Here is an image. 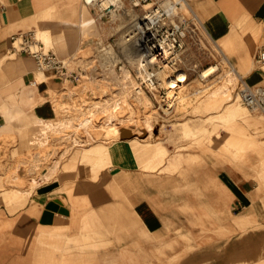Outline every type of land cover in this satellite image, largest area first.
I'll return each instance as SVG.
<instances>
[{
	"label": "crops",
	"instance_id": "1",
	"mask_svg": "<svg viewBox=\"0 0 264 264\" xmlns=\"http://www.w3.org/2000/svg\"><path fill=\"white\" fill-rule=\"evenodd\" d=\"M200 5L212 37L248 67L264 44V0ZM84 17L83 0H0V143L16 151L0 150V264H264V160L250 167L211 145L147 159L118 147L30 168L32 121L54 115L60 80L14 52L13 35L49 31L67 53ZM255 65L244 78L264 86Z\"/></svg>",
	"mask_w": 264,
	"mask_h": 264
},
{
	"label": "rangeland",
	"instance_id": "2",
	"mask_svg": "<svg viewBox=\"0 0 264 264\" xmlns=\"http://www.w3.org/2000/svg\"><path fill=\"white\" fill-rule=\"evenodd\" d=\"M136 1L138 0H124L125 7L118 9V15L108 18L98 5L83 0V21H93L77 28L76 42H62L63 47L68 49L67 53L53 40L51 32L38 30V36L47 43L48 48H53L67 59L70 71L77 77L58 78L60 83L52 95L54 115L45 121L38 118L32 121V134L35 133L36 136L33 137V144L27 143L24 150V157L34 159L30 168L38 171L58 169L64 156L74 149L93 155L98 150L109 154L118 147L126 149V152L131 148L138 159H147L152 154L169 158L182 156L196 148L205 146L208 149L211 145L213 149L230 157L248 159L250 167L256 166L257 160H264V111L249 109L239 94L244 75L256 66L257 44L252 48L248 67L241 64L244 57L240 50L233 52L228 49L225 40H218L225 54L221 52L206 27L209 22L201 9L200 0H189L198 16L178 3L179 12H186L185 17L182 19L176 15L173 19L167 14L165 17H168V23L161 27L162 34L168 39L174 37L175 24H181L187 30V34L182 37V45L176 46L175 53L169 60L174 65L172 73L176 74L175 66L182 64L180 60L184 59L182 65L190 73V79L177 88L181 97L173 100L170 112L161 106L164 102L167 107V102L162 98L158 99L154 90L146 83L143 85L150 99L152 98L150 105L142 96H135L132 92L128 96H122L124 83L120 80V74L124 72L123 69L131 70L137 80H142L136 65L130 61L135 38L131 39L127 33L136 17L150 8L163 7L161 4L165 2L139 0L140 3L136 5ZM211 65H216L217 70L210 79L204 80L201 71ZM40 71L53 73L51 70ZM207 84H211L212 95L208 91L195 93ZM167 91V87L162 85L161 93L164 98ZM184 96L188 100L186 105L181 103ZM118 98H121V106L117 113L124 118L132 116L137 123L132 124L127 120L112 130H107V127L99 128L95 124L80 125L81 119L90 110L97 111V120L105 119L107 114H104L103 108L107 104L104 102H112ZM146 117L153 120L151 126L143 121ZM38 121L42 124L41 129L36 132L35 124ZM125 129L130 130L131 135H124ZM115 130L116 133L110 134V131ZM14 144L6 139L0 143V150L4 149L6 154L13 152Z\"/></svg>",
	"mask_w": 264,
	"mask_h": 264
},
{
	"label": "bare ground",
	"instance_id": "3",
	"mask_svg": "<svg viewBox=\"0 0 264 264\" xmlns=\"http://www.w3.org/2000/svg\"><path fill=\"white\" fill-rule=\"evenodd\" d=\"M87 2L92 3L95 6L98 5L104 11L103 15L108 17V18L118 15V9L121 7L122 8L125 7V4H126V3H124V0H87ZM136 2L138 4L140 3L139 0ZM178 3H180L182 5V7L187 8L189 11L196 13V15L198 16V13L192 7L189 0H165V2H163V4H161V6H163V9H165V11H166L165 13H167L171 18L174 19L176 15H179L183 19L185 17L186 12L185 11H184L185 13L179 12V6L177 5ZM134 14H136V13H134ZM163 15L164 14L162 12L161 7L150 8L143 15H139L138 17H136V19L134 20V23L131 25L129 32L128 33L126 32L127 36L130 35V38L131 37L135 38V40H134L135 43H134V47H133L134 52H132V56L130 57V61H132V63L136 65L142 80L141 81L137 80L136 77L133 75L132 71L129 69H123L124 72L122 74H120V80L124 83V88L121 89V91H122L121 93H123V95H122L123 97L128 96V94H130L132 92L135 94V96H142L144 101L150 105L152 103V100H151L152 98L150 99L149 94L147 93V91L145 90L144 85H143V83H148V85L154 90V93L156 94L157 98L158 99L162 98V99H164L165 102H167L168 107H165L163 104L164 102L161 103L162 100L159 101L161 103V106L167 112H170V108L174 105L173 100L181 97L178 95L180 91L177 88H179L183 84H185L183 82H186L188 79H190L189 78L190 73L184 67V65H182L184 59H182L180 57V55L178 57L181 58L180 61H182V64L175 66L176 71H177L176 74H173L174 72L172 73V68L174 67V65H172L170 63L169 59L175 53V50H174L175 48H174L173 43H171L169 41L170 38L168 39L167 37H164V35L161 32V27L164 24L168 23L166 21V19L168 17L166 18ZM91 21H93V20H89L86 23H90ZM195 32H196V30H195ZM124 34H125V31H124ZM122 35H123V32H122ZM214 41H216L217 48L225 54V52L219 46L220 43L218 42V40L215 39ZM103 42H104V40H103ZM127 46H128V44H127ZM229 46L230 45L227 43L226 47L229 48ZM186 52H187V50H186ZM190 57H191V55H190ZM125 64H126V62H125ZM215 70H217L216 65H211L207 68H204L201 71V77L204 80H208L211 78L212 73ZM162 85L166 86L168 89L165 98H164V96H162V93H161ZM210 88H211V84H207V85L201 86L195 93L208 91V93H210L212 95V90ZM209 89H210V91H209ZM171 97L174 99H171ZM181 101H182L181 102L182 104L186 105L188 100L184 96V98H182ZM104 104H107L103 108V111H105L104 114L105 113L107 114L105 119L97 120L96 119V117L98 116L97 111L90 110V112H88V114L81 119L80 125L81 126H87L89 124H95V126H97L99 128L107 127V130H112V129L119 127L120 123L127 121V120H129L132 124L138 122L132 116H129L128 118H124V117L120 116V114L117 113V110L121 106V98H118L112 102L106 101V102H104ZM154 106H153V108H154ZM247 107L250 109V107L248 105H247ZM210 112H211V110H210ZM41 120L45 121V119H41ZM131 120H133V121H131ZM143 121H145V124H147L148 126H151L153 124V120L150 117H146L145 120H143ZM98 122H100V124H98ZM116 132H117L116 130L113 132L110 131V134H114ZM77 141H78V139H77Z\"/></svg>",
	"mask_w": 264,
	"mask_h": 264
},
{
	"label": "built area",
	"instance_id": "4",
	"mask_svg": "<svg viewBox=\"0 0 264 264\" xmlns=\"http://www.w3.org/2000/svg\"><path fill=\"white\" fill-rule=\"evenodd\" d=\"M85 1L87 2V0ZM135 4L138 5L137 2ZM161 8L165 17L167 13H165L166 11L163 7ZM174 30V37H170V42L173 43L176 49L178 44L182 45V37L187 34V30L183 29L181 24H175ZM12 49L17 53L31 55L35 58L38 69L51 70L57 78L68 79L77 77L74 72L70 71L67 59L63 58L55 50L48 48L36 31L14 34ZM255 62L260 65L264 64V44L258 47L255 54ZM146 84L149 86L148 83ZM239 94L250 108L264 111V86L250 85L244 78Z\"/></svg>",
	"mask_w": 264,
	"mask_h": 264
},
{
	"label": "water",
	"instance_id": "5",
	"mask_svg": "<svg viewBox=\"0 0 264 264\" xmlns=\"http://www.w3.org/2000/svg\"><path fill=\"white\" fill-rule=\"evenodd\" d=\"M124 135H131V131L128 130V129H125V131H124ZM51 206H53V205H51Z\"/></svg>",
	"mask_w": 264,
	"mask_h": 264
}]
</instances>
